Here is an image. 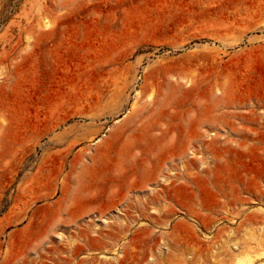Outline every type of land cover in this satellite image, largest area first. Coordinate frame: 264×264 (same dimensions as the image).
<instances>
[{"label":"rangeland","instance_id":"rangeland-1","mask_svg":"<svg viewBox=\"0 0 264 264\" xmlns=\"http://www.w3.org/2000/svg\"><path fill=\"white\" fill-rule=\"evenodd\" d=\"M0 264H264V0H0Z\"/></svg>","mask_w":264,"mask_h":264},{"label":"bare ground","instance_id":"bare-ground-1","mask_svg":"<svg viewBox=\"0 0 264 264\" xmlns=\"http://www.w3.org/2000/svg\"><path fill=\"white\" fill-rule=\"evenodd\" d=\"M94 161H96V159H93ZM85 178H88V179H92L93 177H90V176H87V174L83 175ZM94 176V175H93ZM97 178V177H96Z\"/></svg>","mask_w":264,"mask_h":264}]
</instances>
